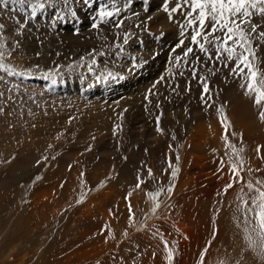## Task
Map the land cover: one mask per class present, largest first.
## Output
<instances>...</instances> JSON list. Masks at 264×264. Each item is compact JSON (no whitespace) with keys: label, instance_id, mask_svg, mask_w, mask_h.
Masks as SVG:
<instances>
[{"label":"rangeland","instance_id":"1","mask_svg":"<svg viewBox=\"0 0 264 264\" xmlns=\"http://www.w3.org/2000/svg\"><path fill=\"white\" fill-rule=\"evenodd\" d=\"M35 2L0 0V264H264L245 211L264 190V106L231 74L236 61L197 49L178 65L191 34L183 14L153 72L135 52L127 73H113L102 67L136 38L111 10L117 0H38L33 14ZM252 46L264 74V42ZM71 80L82 90L61 91ZM136 115L163 136L139 132ZM201 123L220 139L198 151ZM229 145L243 149V182L226 191L238 160Z\"/></svg>","mask_w":264,"mask_h":264},{"label":"snow or ice","instance_id":"2","mask_svg":"<svg viewBox=\"0 0 264 264\" xmlns=\"http://www.w3.org/2000/svg\"><path fill=\"white\" fill-rule=\"evenodd\" d=\"M19 3L24 5L27 3V0H19ZM171 3L172 0H165L162 4L164 12L170 19L173 18L175 13L182 12L185 7H188L191 13H184L187 27L191 30L189 37L190 44L183 51L182 55L176 57L177 64L179 65L181 61L187 64V58L197 49L199 53L204 55L207 61L221 62L223 67H227L228 62L236 61L231 74L245 76L247 93H254L255 104L264 106V74H259L253 66L255 50L252 46L254 40L264 42V31H258L261 25L254 22L256 17L264 20V0H175L174 5L169 7ZM29 7H31L33 14H35L36 8H43L44 5L37 0V2L30 4ZM101 15H112V13H101ZM93 26L97 27L95 24ZM2 29L3 26L0 25V30ZM217 33H220V35H217ZM127 42L126 37L124 43ZM183 44L184 41L181 40L180 46H183ZM213 50L216 53L215 56H213ZM222 57L224 58L223 60H221ZM201 63L203 61H201L200 56L196 55L194 57V64L191 66L193 78H196V66ZM2 67L4 66L0 65V68ZM200 83L203 85L201 95L203 101L204 96L210 95L211 90L204 79H201ZM241 87H244V85H241ZM259 118L264 121V111L260 112ZM159 123V118H157L158 131L161 130ZM229 146L233 148V154L238 157V160L231 165L233 182L226 186V191L234 183L243 182V177L240 176L243 161L239 159L240 152L243 149H236L232 145ZM177 159L179 158L177 157ZM237 165H240V167ZM169 166H171V161H169ZM148 174L149 176L152 175L151 169L148 170ZM172 175L175 177V172ZM141 183L143 181L138 179L137 187H140ZM257 183L260 182L257 181ZM245 186L249 190L253 189L251 181H248ZM168 191H172V189L169 188ZM256 191L258 192V196L252 199L254 207H248L247 201H245V211L251 213L252 218L256 221L253 230L258 229L257 235L260 238V251L258 255L261 261L264 262V190L257 188ZM150 195H153V198H155L159 194ZM159 207L160 204L157 203L156 208ZM129 212L131 218L130 203ZM246 222H248L247 217ZM248 239L249 246L255 251L258 246L257 242L251 236ZM171 255L170 252L169 256L171 257ZM244 264H247V262L245 261Z\"/></svg>","mask_w":264,"mask_h":264},{"label":"bare ground","instance_id":"3","mask_svg":"<svg viewBox=\"0 0 264 264\" xmlns=\"http://www.w3.org/2000/svg\"><path fill=\"white\" fill-rule=\"evenodd\" d=\"M164 2H165V0H117V5L113 6L111 8V10H113L114 12H117L119 22H121L124 25H129L130 29L132 30V35L136 38H135V41L131 42V44H133V45H128L129 46L127 48L128 52L124 53L125 55H118L116 53L117 55H115L114 58L113 57H112V59L108 58V59H110L109 63L107 65H104L102 68H105L106 70L108 69L110 72H113V73H123V72L125 73L127 71V68L133 63L134 58H135V52H137L140 54V56H142V60L145 64L143 69L148 67L151 72L154 71V67L157 66L156 63L158 62L160 57L157 56V58H154L153 54L157 52L159 55V54H161L162 50L166 49L165 46L168 44L167 39L172 35L176 36V34H177L175 32L176 28L178 29V28L184 26L185 21L183 20L184 19L183 14L189 9L188 7H185L182 12L175 13L173 18L170 19L169 16L164 12V10L162 8V4ZM174 3H175V0H172V3L169 4V7H172L174 5ZM131 4H133L132 7H131ZM180 24H181V26H180ZM170 28L172 29V33H170V31H171ZM137 30H138V33L136 32ZM178 33H179V31H178ZM168 35H170V36L168 37ZM126 47L127 46H124V49H126ZM138 75L136 73V74H133L132 76L129 77L130 84H131V81L136 82V77ZM144 78H147V77H146V75L143 74L142 79H144ZM133 85H135V84H133ZM62 87L67 88V89L60 88V89H62L61 91H69L68 93H77V91L82 90V85L77 80H71V81L66 83V86L64 85ZM170 114L173 115V112H170ZM136 116L137 117H135L134 119L136 121V124L139 125V127H138L139 132H140V130H142L141 133H145L148 136L150 135V138L154 135H156L155 136L156 139L163 136L162 131L160 134L157 135V133H159L160 131L156 132L157 131L156 130L154 132L155 129H153L152 127L149 128V126H147V123L145 121L146 118L144 117V115H142V116L136 115ZM222 126H223V124H222ZM199 128H200V130L197 133L195 132L196 134L194 137H193L194 133H193V135H191L193 138H195V139H193L194 142H192V144H195L197 149L198 148L200 149V146L203 149L208 147L209 145L212 144V141H213L212 139H214V138L217 139L218 138L217 136L220 134V129L216 126V124L212 125L210 123H208V124L201 123V124H199ZM197 130H195V131H197ZM145 138H147V137H145ZM218 139H220V138H218ZM191 140H192V138H191ZM191 140H190V142H191ZM220 143L222 146L221 141H220ZM223 144H225V142ZM189 145H190V143H189ZM212 145H214V144H212ZM223 147H224V145H223ZM223 147H222V150H223ZM220 148L221 147L219 146V149ZM199 149H198V151H199ZM215 150H216V148H215ZM222 150H220V153ZM222 153L224 154L223 151H222ZM192 154L195 155L194 152H192ZM194 155H191L192 159H190V161L195 160V162L194 161L193 162L196 164L197 160L199 162L201 160H200V158L196 159V157ZM226 160H227V158L225 159V161Z\"/></svg>","mask_w":264,"mask_h":264}]
</instances>
